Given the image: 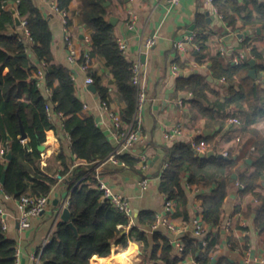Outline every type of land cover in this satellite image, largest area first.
<instances>
[{
	"label": "trees",
	"instance_id": "16d2710c",
	"mask_svg": "<svg viewBox=\"0 0 264 264\" xmlns=\"http://www.w3.org/2000/svg\"><path fill=\"white\" fill-rule=\"evenodd\" d=\"M72 1L57 0L56 4L59 10L68 12ZM252 1L264 19V3ZM113 2L114 0H81L79 13L81 20L90 29V54L92 58L102 57L105 60L108 71L113 75L117 94L124 104L122 116L129 123L136 110L137 88L132 83L133 62L120 48L115 25L109 19ZM10 4L16 5L22 20L26 22L25 28L29 31L31 41L25 33L18 31ZM214 4L226 25L221 28L222 35L227 34V28L237 30L238 14L246 8L241 0H215ZM208 25L206 18L198 20V26L202 30L196 33L193 41L199 47L197 58L199 62L208 58L215 79L226 78L230 96L225 103L219 100L212 103L209 94L219 93L212 87L208 76L202 73L190 76L181 74L176 80V91L192 92L193 106L210 123L215 122L216 113L225 109L227 103L240 105L239 100L245 97L249 103H254L261 99V95L255 79L249 75V59L233 64L231 58L237 52L230 54L229 61L222 54H209V36L205 33ZM53 41L51 24L34 0H0V182L6 171L3 191L15 198L26 193L50 195L58 178L43 170L40 164L47 130L55 129L59 134L61 122L71 141V150L67 152L63 146L56 159L61 162L60 173L68 175L66 187L71 192L69 208L72 224L60 218L53 239L40 254V264H93L94 255L108 256L112 253L114 244L128 247L130 240L143 242L144 253L152 259L160 260L162 264H177L190 253L200 264H206L211 251L220 242L221 231L209 239L205 253L200 251V241L187 238L184 239L182 255H174L173 245L168 237L156 233L150 238L142 228L156 221V212L143 210L138 215L137 223L130 225V216L104 200L99 181L93 173L88 174V171L95 161L108 157L114 151L115 142L97 124L94 115L84 113V102L76 93V81L71 68L63 63L53 62ZM254 52L260 58L257 49ZM84 53L81 54L79 63L85 61ZM31 54L35 55L40 64L47 62L45 85H38L34 77L39 65L33 62ZM177 64L181 68L188 67L181 61ZM6 68L9 70L4 73ZM259 69H264V62L257 65V70ZM88 74L93 76V84L100 98L111 102L112 90L102 84V77L98 72L90 68ZM47 87L51 90L50 94ZM48 105L52 107L53 118L48 114ZM262 113L264 114V107L261 109ZM257 119V113L248 116L244 127L249 129ZM22 128L27 134L25 139L21 138ZM254 132L255 137H249L241 143L237 156L228 153L223 156L202 157L196 148L186 142L163 147L158 166L160 190L167 199L177 201L179 210L177 208L176 214L180 212L186 218L189 217L187 185L209 187L216 184L211 194L201 195V216L210 226L220 225L228 185L238 180L243 184L239 185L242 196L250 192L261 201V206L256 209L255 219L258 227L264 229V195L260 191L261 182L264 181V136L256 130ZM196 143L199 145L200 139ZM10 150L13 157L8 160ZM249 156L254 158L253 171L240 174L237 179L232 180L231 168ZM75 159H83L88 163L74 165ZM119 159L133 169L139 162L131 152L119 155ZM7 163L9 167L5 169ZM241 210V206H238L237 211ZM253 212L249 207L246 213L252 215ZM128 225L129 231L124 232ZM16 251L17 241L6 234L0 219V264H15Z\"/></svg>",
	"mask_w": 264,
	"mask_h": 264
},
{
	"label": "crops",
	"instance_id": "0c3cea01",
	"mask_svg": "<svg viewBox=\"0 0 264 264\" xmlns=\"http://www.w3.org/2000/svg\"><path fill=\"white\" fill-rule=\"evenodd\" d=\"M34 1L50 22L54 33L53 62L63 63L71 68L75 76L76 93L84 104H88L84 113L94 115L97 124L110 135L113 126L102 111V99L96 91L90 89L89 85L85 83L86 71L81 68L80 64H72L68 60L69 47L65 40L62 13L54 8L57 0ZM214 1L182 0L181 3L170 6L166 0H124L123 2L114 0L109 19L115 18L116 35L118 39H123L127 43L126 56L128 59L142 61L146 69L145 83L148 100L143 110L145 139L129 151L139 159L134 169L127 165L107 163L100 169L97 177L93 171V166L96 163H93L88 174L93 173L98 181L106 182L116 191L131 197L134 206V219L130 225L137 223L138 215L143 210H152L167 216L170 222L177 227L176 230L165 225L153 227L155 222L149 226H142V228L150 238L156 233L168 237L173 245L172 252L174 255H182V252L174 244L176 239L198 240L201 242L200 251L205 253L210 243L209 239L221 231L220 242L211 251L206 264H264V229L258 227L255 219L256 209L261 206V201L250 192L242 196L240 186L237 184L238 180L228 185L222 222L217 226L207 224L208 233L200 238L195 235L194 219L202 215L203 199L201 195L211 194L217 185L213 184L209 187L198 184L187 185L188 218L180 212L176 214L178 208L176 200H172L173 208L170 211L166 210V202L169 199L160 190L158 166L164 146L179 142H186L193 146L196 140L200 139L199 145L203 147V151L196 150L199 154L214 150L217 154L224 155L227 152L237 156L240 152L241 143L249 137L256 136L254 130L264 136V114H261V109L264 107V69L257 70V65L264 62V19L262 13L252 0H241V4L246 8L238 14V29L233 31L231 28H227V34L222 35L223 30L221 28L226 27V25L223 23L220 13H216L217 7ZM258 1L264 3V0ZM81 4V0H73L68 11L69 29L80 54L92 51L90 29L81 20L79 13ZM11 8L17 9L15 4H10ZM133 17L136 18L134 28H130L128 21ZM204 18L209 24L205 27V33L209 36L207 42L209 54L212 56L220 54L222 39L229 50V56L226 57L228 61L231 58V53L245 50L249 60L256 59L257 61L255 65L257 76L253 77L250 72L249 75L255 79L261 95V99L254 101V103H249L246 97L239 100L240 105L232 102L227 103L225 109L216 113L215 122L210 121V123L209 119L193 106L190 91H176V80L181 74L190 76L194 73H202L208 76L212 87L219 93V95L209 94V100L212 103L217 100L225 103L230 96L226 81L222 82V77L215 79L212 76L213 71L208 58L203 62L198 61L199 48L195 46L194 42L190 43L186 51H180L175 47L176 40L188 33H198L199 30H202L198 26V20ZM17 29L24 32V26L17 25ZM231 33H235L236 36L227 40L226 36ZM238 33H243V36L238 37ZM149 37H155V45L146 49L145 41ZM255 49L260 53L258 54L261 55L260 58L256 56ZM31 58L35 64L40 65L34 54H31ZM178 61L185 63L188 67H179L180 73L175 75L173 65L177 64ZM91 68L102 77V84L109 86L112 90V106L122 109L124 104L117 94L113 75L108 71L105 60L102 57H93ZM8 70L6 68L4 73H7ZM190 71L192 73L187 75L186 73ZM235 89L239 90V87L235 86ZM256 113L258 119L249 126V129H246L244 126L247 117ZM233 118H238L239 121L234 122ZM179 122L184 124L183 134L174 139L167 138L165 134L168 129ZM59 124L62 125L59 134L55 129L47 130V139L42 144V151L45 150L47 154L48 164L46 169H42L61 176H59L58 183L50 193L53 204L40 217L33 220L31 228L22 229L20 227L18 221L20 212L17 202L14 199L4 197L2 182H0V204L8 212L6 234L17 241V249L20 251L18 264H36L33 255L42 250L46 241L50 243L53 239L56 224L60 220L57 217V210L60 203L71 194L66 187L68 175L60 173L62 170L61 162L56 159V155L63 146L67 152L71 150V141L63 124L61 122ZM143 154L146 155L150 163L147 173L141 166V155ZM248 159H251L252 162H249ZM86 163H88L86 160L75 159L74 165ZM253 163L254 158L250 156L246 157L245 161L240 160L236 163L231 168L232 180L237 179L240 174L251 173L254 169ZM144 174L150 177V186L146 190H143L139 183ZM233 174H237V178H233ZM261 183L260 191L264 195V181ZM238 206H241V211H237ZM249 207L254 211L252 215L246 213ZM130 225L125 227L124 232L129 231ZM99 260H104L102 261L104 264H162L160 260L152 259L144 253L143 242L133 240H130L128 247H124L122 244H114L112 253L108 256L94 255L92 263L98 264ZM177 264L200 263L190 253Z\"/></svg>",
	"mask_w": 264,
	"mask_h": 264
},
{
	"label": "built area",
	"instance_id": "2783aa9c",
	"mask_svg": "<svg viewBox=\"0 0 264 264\" xmlns=\"http://www.w3.org/2000/svg\"><path fill=\"white\" fill-rule=\"evenodd\" d=\"M182 0H166V2L170 6H175L179 3H181ZM54 8L62 13L63 22L65 25V40L67 42V45L69 47V55L68 60L72 64H80L81 68L86 71V77H85V83L90 85L93 84L94 78L90 74H88V69L91 68L93 58L89 51H86L84 53L85 61L83 63H79V58L81 54L79 53L77 47L74 44L72 33L69 29V23H68V12L65 10H59L57 4H54ZM216 13L219 14L218 9H216ZM135 17L130 19L128 21V26L130 28H134L135 23ZM22 23L24 26V32L27 36L28 40H32L29 31L25 28L26 22L22 20ZM196 36L195 32L188 33L184 35L182 38L175 41V47L178 48L180 51H186L190 43L194 41ZM120 48L123 50V52L127 53L128 45L123 39H118ZM223 43L220 46V54L224 56L229 55V50L224 44V40L222 39ZM155 45V37H149L145 41V47L146 49H150L152 46ZM196 46V45H195ZM199 48L198 46H196ZM244 59H248V54L245 50H240L238 53L231 58V62L233 64L241 63ZM132 83L137 88V105L136 110L133 116V120L129 123H127L123 116H122V109H117L114 106H112L111 102L107 100H102V111L105 114V116L111 121V124L113 126L112 133L110 134L111 138L115 142V149L114 151L106 158L98 160L97 167L103 168L107 163L117 164V165H126L125 162L121 161L119 159V155L124 154L126 152L131 151L137 144H140L145 139L144 134V118H143V110L146 105V102L148 100V92L146 88L145 83V76H146V69L144 68V64L140 60H134L132 61ZM46 65L47 62H42L39 65L38 70L36 71L34 77L38 81V85H45V76H46ZM173 72L175 75L180 73L179 67L177 64L173 65ZM226 80L225 77L221 78V81L224 82ZM47 92L50 94L51 90L49 87H47ZM191 98H193V93H189ZM88 108V104H84V109ZM48 114L51 118H53V111L51 105L47 106ZM234 122H238V118H233ZM184 132V124L182 122L176 123L173 125L168 131L166 132L165 136L167 138H176L183 134ZM193 147L196 148V150L203 151V147L198 145L196 142L193 144ZM2 154H4V151H2ZM224 155H228L227 152L224 153ZM141 166L142 169L147 173L148 168L150 166V163L148 162V159L145 154L141 155ZM40 164L42 168H45L47 166V154L44 151H41V157H40ZM96 167V169H97ZM93 169V171L96 172L97 177L99 175V170ZM91 171V172H93ZM140 186L143 190H146L150 186V177L146 174L142 176V178L139 181ZM238 185H242V183L237 182ZM99 187L103 190V198L104 200H107L110 202L115 208L124 211L128 216L131 218V222L134 219V206L132 203L131 197L124 195L121 192L116 191L113 187L108 185L106 182L99 181ZM4 197L6 199H14L17 202L18 208H19V216L18 221L19 225L22 229H29L32 226L33 220L37 217H40L49 206L53 204V199L50 195H35L31 193H26L21 195L19 198H15L10 194H7L4 192ZM70 203V196L67 197V199L63 200L60 203V207L57 210L58 218H61V215L65 209V207L69 206ZM173 201L167 200L166 202V210L170 211L173 207ZM0 219L3 224V228L7 231L8 229V212L5 209L4 206L0 204ZM160 225L168 226L171 229L176 230L177 227L170 222L169 218L165 215H162L160 213H157V219L155 221V224L153 227H158ZM194 225H195V235L200 238L204 237L208 233V226L204 222L202 216H197L194 219ZM49 242L46 241L44 244L42 250L39 253H36L33 255L34 260L36 261V264H40V254L42 253L43 249L47 246ZM176 245V248L183 252L185 243L182 239H176V242L174 243ZM19 256L20 251L17 249L16 251V260L15 264L19 263Z\"/></svg>",
	"mask_w": 264,
	"mask_h": 264
},
{
	"label": "water",
	"instance_id": "95a60500",
	"mask_svg": "<svg viewBox=\"0 0 264 264\" xmlns=\"http://www.w3.org/2000/svg\"><path fill=\"white\" fill-rule=\"evenodd\" d=\"M108 3H109V2H108ZM108 3H107V4H108ZM11 11L14 13V17H15L16 24H17L18 26H22V25H23V23H22V18H21V16H20V14L18 13L17 9H15V8H11ZM110 21H111L112 23H115V18H114V17L111 18ZM235 36H236L235 33H231V34H228V35L226 36V39L229 40L230 38L232 39V38H234ZM242 36H243V33H238V37H242ZM256 62H257L256 59H250V60H249V63L253 66V68H252L251 71H250V74H251L253 77H256V76H257V74H256V68H255ZM190 73H192V71H190V72H188V73H186V74L189 75ZM89 88L92 89L93 91H96V86H95L94 84H90V85H89ZM21 138H22V139L27 138V134H26L24 128H22V135H21ZM200 155H201L202 157L212 156V155L223 156V154H217L216 151H214V150H209L208 152H205V153H204V152H201ZM12 157H13V156H12V150H10V151L8 152V154H7V159H8V160H11ZM248 161H249V162H252L251 159H248ZM8 167H9V163H7V164L5 165V169H8ZM233 178H237V174H233ZM5 180H6V171L3 173V176H2V180H1V182H2V183H5ZM55 203H57V201H55ZM61 218H62L63 220H65V221H69V222L72 224V220H71V212H70V208H69V206L65 207V209H64V211H63V213H62V215H61Z\"/></svg>",
	"mask_w": 264,
	"mask_h": 264
},
{
	"label": "rangeland",
	"instance_id": "374dc122",
	"mask_svg": "<svg viewBox=\"0 0 264 264\" xmlns=\"http://www.w3.org/2000/svg\"><path fill=\"white\" fill-rule=\"evenodd\" d=\"M94 163H96V164L93 166V169H95V170L100 169V167H97L98 162L95 161ZM96 167H97V169H96ZM44 169H46V168H44ZM94 172H95V171H94ZM99 172H100V170H99ZM95 173H96V172H95ZM59 176H61V175H59V174L56 175L57 178H59Z\"/></svg>",
	"mask_w": 264,
	"mask_h": 264
},
{
	"label": "bare ground",
	"instance_id": "6f19581e",
	"mask_svg": "<svg viewBox=\"0 0 264 264\" xmlns=\"http://www.w3.org/2000/svg\"><path fill=\"white\" fill-rule=\"evenodd\" d=\"M137 248V247H136ZM136 250V249H135ZM130 260V259H129ZM102 261L104 260H99L98 264H104Z\"/></svg>",
	"mask_w": 264,
	"mask_h": 264
}]
</instances>
